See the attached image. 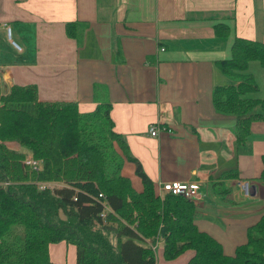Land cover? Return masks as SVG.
<instances>
[{
  "label": "crops",
  "instance_id": "1",
  "mask_svg": "<svg viewBox=\"0 0 264 264\" xmlns=\"http://www.w3.org/2000/svg\"><path fill=\"white\" fill-rule=\"evenodd\" d=\"M216 21L264 42V0H0V94L33 84L40 100L74 101L80 112L109 102L114 130L156 193L164 181L194 182L195 224L232 254L264 213V119L237 146L235 116L213 107V87L237 82L216 65L229 56L231 41L214 34ZM68 22L76 23L74 36L66 33ZM246 72L258 86L252 95L264 98V67L251 61ZM125 162L124 176L140 191L135 164ZM225 171L236 175L222 177ZM242 179L251 184L249 197L238 186ZM158 249L156 264H187L194 254L188 249L166 260ZM49 254L75 264L72 244L53 243Z\"/></svg>",
  "mask_w": 264,
  "mask_h": 264
},
{
  "label": "trees",
  "instance_id": "2",
  "mask_svg": "<svg viewBox=\"0 0 264 264\" xmlns=\"http://www.w3.org/2000/svg\"><path fill=\"white\" fill-rule=\"evenodd\" d=\"M75 25L66 23L69 36L76 34ZM212 27L216 36L231 40L229 56L216 65L237 82L214 86L211 101L217 112L235 116L241 146L252 124L264 119V98L252 95L258 86L246 72L251 61L264 67V42L235 35L227 21ZM110 106L100 102L80 112L74 101L40 100L33 84H13L0 94V264H61L49 254L60 241L75 247V264H156L151 244L157 237L166 260L192 249L187 264H264V213L247 228L246 240L225 254L195 224L192 201L156 193L114 130ZM27 157L39 167L26 164ZM119 160L135 164L140 191L128 177L107 173L111 163L119 168ZM261 161L264 180V154ZM231 175L236 172L221 174Z\"/></svg>",
  "mask_w": 264,
  "mask_h": 264
},
{
  "label": "built area",
  "instance_id": "3",
  "mask_svg": "<svg viewBox=\"0 0 264 264\" xmlns=\"http://www.w3.org/2000/svg\"><path fill=\"white\" fill-rule=\"evenodd\" d=\"M6 31L9 35L10 33V28L9 26L6 27ZM14 46L17 47L18 49L20 48L15 42H13ZM149 131L151 135H155L158 131V127L156 124H151L149 127ZM26 164L31 165L33 168H38L39 167V162L31 157H27L24 161ZM46 186H51V184H45L42 183L40 184L41 188H44ZM238 186L240 187V190L245 197H249L251 194V184L249 180L247 179H242L238 181ZM165 192H170L172 194H182L184 195L187 199L192 201L194 204L198 202L200 198V194L198 193L197 186L195 185L194 182L191 181H164L161 186H160V195ZM159 194V193H158ZM101 217H104V212L100 213ZM160 241V239L157 237L154 242H152L151 246L153 248L156 247L157 243Z\"/></svg>",
  "mask_w": 264,
  "mask_h": 264
},
{
  "label": "rangeland",
  "instance_id": "4",
  "mask_svg": "<svg viewBox=\"0 0 264 264\" xmlns=\"http://www.w3.org/2000/svg\"><path fill=\"white\" fill-rule=\"evenodd\" d=\"M256 64V63H255ZM251 65V64H250ZM255 73H256V76H257V82L259 81H261V77H260V73H259V71L258 70H255ZM255 82H256V80H255ZM264 90V89H263ZM120 161V165H119V168L118 169H116V167H115V165L113 164V163H111V164H109L108 166H107V173L108 174H111L112 172H118V173H120V174H122V175H126V174H129L128 173V169L126 168L127 166H126V162H125V160L124 161H121V160H119ZM132 184H133V186H134V189L136 190L137 189V187H136V185H135V182L132 180ZM137 190H139V189H137ZM17 227H19V225H17ZM18 234V233H17ZM112 238V237H111ZM161 242V241H160ZM157 247H159V249L157 250V251H159L160 250V248L162 247V245L161 244H157ZM185 252V251H184Z\"/></svg>",
  "mask_w": 264,
  "mask_h": 264
}]
</instances>
